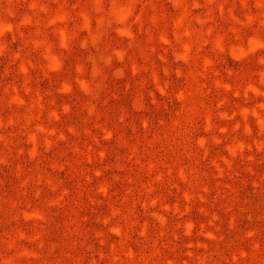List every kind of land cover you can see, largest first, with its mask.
<instances>
[{
  "label": "rangeland",
  "instance_id": "rangeland-1",
  "mask_svg": "<svg viewBox=\"0 0 264 264\" xmlns=\"http://www.w3.org/2000/svg\"><path fill=\"white\" fill-rule=\"evenodd\" d=\"M0 264H264V0H0Z\"/></svg>",
  "mask_w": 264,
  "mask_h": 264
}]
</instances>
